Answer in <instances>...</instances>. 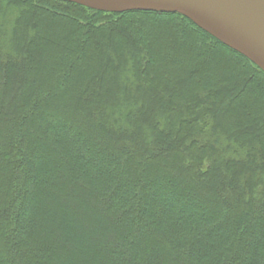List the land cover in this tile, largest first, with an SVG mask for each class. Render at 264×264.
I'll return each instance as SVG.
<instances>
[{
    "label": "trees",
    "instance_id": "obj_1",
    "mask_svg": "<svg viewBox=\"0 0 264 264\" xmlns=\"http://www.w3.org/2000/svg\"><path fill=\"white\" fill-rule=\"evenodd\" d=\"M0 264H264V71L178 14L0 0Z\"/></svg>",
    "mask_w": 264,
    "mask_h": 264
},
{
    "label": "water",
    "instance_id": "obj_2",
    "mask_svg": "<svg viewBox=\"0 0 264 264\" xmlns=\"http://www.w3.org/2000/svg\"><path fill=\"white\" fill-rule=\"evenodd\" d=\"M104 12L178 14L264 71V6L242 0H64ZM264 2V0H263Z\"/></svg>",
    "mask_w": 264,
    "mask_h": 264
},
{
    "label": "bare ground",
    "instance_id": "obj_3",
    "mask_svg": "<svg viewBox=\"0 0 264 264\" xmlns=\"http://www.w3.org/2000/svg\"><path fill=\"white\" fill-rule=\"evenodd\" d=\"M252 6H255L256 8H260L261 6H264L263 0H242Z\"/></svg>",
    "mask_w": 264,
    "mask_h": 264
},
{
    "label": "rangeland",
    "instance_id": "obj_4",
    "mask_svg": "<svg viewBox=\"0 0 264 264\" xmlns=\"http://www.w3.org/2000/svg\"><path fill=\"white\" fill-rule=\"evenodd\" d=\"M95 89H96V88H95ZM99 90H101V89H99ZM96 92H98V89L96 90ZM61 130H62L63 133L70 134V133H69V130H67V129L62 128Z\"/></svg>",
    "mask_w": 264,
    "mask_h": 264
}]
</instances>
